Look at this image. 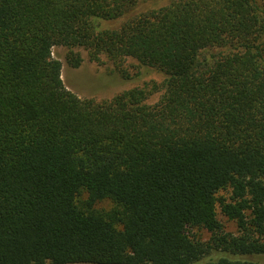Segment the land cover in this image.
Segmentation results:
<instances>
[{
    "label": "trees",
    "instance_id": "obj_1",
    "mask_svg": "<svg viewBox=\"0 0 264 264\" xmlns=\"http://www.w3.org/2000/svg\"><path fill=\"white\" fill-rule=\"evenodd\" d=\"M137 3L0 0V264L264 258V0L127 16ZM60 45L72 67L83 47L124 78L133 58L165 80L82 99L53 57ZM104 200L114 207L98 209Z\"/></svg>",
    "mask_w": 264,
    "mask_h": 264
},
{
    "label": "rangeland",
    "instance_id": "obj_2",
    "mask_svg": "<svg viewBox=\"0 0 264 264\" xmlns=\"http://www.w3.org/2000/svg\"><path fill=\"white\" fill-rule=\"evenodd\" d=\"M175 0H138V3L127 14L131 16L138 13H146L152 10L160 9L171 4ZM124 19L126 17H123ZM123 18L109 21L103 20L100 22L102 28H114L121 25ZM75 52L80 53L82 57V63L80 66L72 67L67 60L70 49L66 46H55L53 48V57L62 63V79L66 87L77 94L82 99H94L97 102H103L111 100L116 95L136 88L142 87L146 83H158L161 84L165 80V75L153 68L145 66H139L137 60L129 58L124 63L123 68L127 69L130 73V78H124L116 64L108 58L106 55H102L99 61L91 60L88 51L83 47H74L72 49ZM218 49H214L217 52ZM163 95V90L151 94L146 103L153 105L158 103ZM224 195H229L228 192H224ZM98 209L109 211L114 207L112 200H104L97 204ZM219 219L225 226V230L228 232L238 233L237 224L230 221L219 211ZM198 236L203 240H208L210 234L206 230L196 231ZM219 253L207 255L200 263L206 262L212 257L217 256ZM257 261L258 264H264L263 257H251Z\"/></svg>",
    "mask_w": 264,
    "mask_h": 264
}]
</instances>
